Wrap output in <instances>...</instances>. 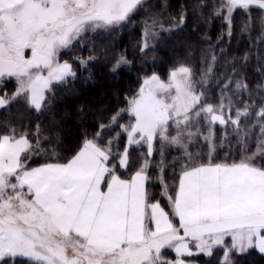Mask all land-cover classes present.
<instances>
[{"label":"snow or ice","instance_id":"snow-or-ice-1","mask_svg":"<svg viewBox=\"0 0 264 264\" xmlns=\"http://www.w3.org/2000/svg\"><path fill=\"white\" fill-rule=\"evenodd\" d=\"M196 7L207 10L204 19L223 21L222 36L231 37L235 16L242 14L240 31L258 24L257 41L264 47V0H198ZM144 8L145 0H0V110L10 112L23 102L37 114L46 111L57 87L76 78L61 53L88 32L119 28ZM149 19L141 52L160 32L181 26L185 12L167 27L159 14ZM77 59L86 67L94 57ZM240 59L247 62L248 54ZM262 59L258 54L261 80L255 88L234 66L216 102L209 101L205 87L215 54L199 79L184 63L171 69L166 81L155 73L145 77L127 106L90 138L85 134L69 158L58 159L55 148L45 147L52 141L39 123L29 128L5 121L0 125V264H196L193 257H212L217 249L222 264H233L234 253L264 254ZM128 63L120 55L112 71ZM5 82H14L11 94L3 90ZM113 128L119 131L103 139L104 130ZM229 137L239 145V159L227 153L218 159L216 149ZM197 141L204 142L206 153L190 150ZM130 148L138 152L131 172ZM170 149L179 154L168 160ZM36 156L44 162L30 166ZM153 170L163 206L151 193Z\"/></svg>","mask_w":264,"mask_h":264},{"label":"trees","instance_id":"trees-1","mask_svg":"<svg viewBox=\"0 0 264 264\" xmlns=\"http://www.w3.org/2000/svg\"><path fill=\"white\" fill-rule=\"evenodd\" d=\"M148 3L147 9L144 8L134 15L118 36L113 32L107 34L108 32L103 30L88 32L71 51H63L61 58L72 63L76 70V78L66 86L57 87L46 111L37 114L21 102L13 105L10 112L0 110V125L9 121L34 128V125L39 123L52 141L51 144L44 142L45 147L55 148L59 154L58 159L69 158L78 151L85 134L90 138L99 131L100 124H107L113 114L125 108L127 99L139 90L143 79L153 73L166 80L171 69L179 63H184L193 68L199 79L201 71L207 65V58L210 54H215V68L211 80L205 85L208 89L207 98L211 102L217 101L220 86L233 75L234 66L236 73H243L251 88H255L260 82L257 55L264 57V47H260L257 41L258 24L254 25L250 32H241L240 28L245 18L237 13L231 37L226 34L222 36V33H226L223 21L218 18L204 19L201 13L207 16V10L196 7L198 0H148ZM182 9L186 19L184 24L170 32L162 33L154 48L141 52L140 43L146 18L150 14L161 16L164 13L162 16L168 18V22L172 24L179 20ZM132 24L134 26H131ZM245 53L249 57L247 62L240 59ZM123 54L131 66L113 72L115 60ZM89 56L94 59L88 60ZM77 57L88 60L86 67L80 65ZM259 63H264V59ZM14 88V82H6L3 85V90L9 94ZM256 103H260L258 98ZM126 120L125 115L122 122ZM2 130L0 128V131ZM118 131V128L105 129L102 138L106 140ZM232 140L235 141L234 138ZM124 143V137L121 136L119 141L121 149ZM254 147L255 145L251 144L250 149L253 150ZM205 149L206 147L199 148L202 154L205 153ZM231 149L238 159L239 145L233 144ZM129 152L131 158L128 171L131 172L138 163V152L135 148H130ZM225 152L226 148L223 147L216 157L223 159ZM166 157L171 160L173 154ZM44 160V156H36L29 161V165L38 166ZM120 171L124 172L125 169L121 168ZM167 178L171 182L170 171ZM160 192L161 186L155 179L153 170L151 193L153 197L161 200L163 206L164 201L160 197ZM222 259L221 250H217L212 257L193 258L198 264H222ZM232 259L233 264H264V254L257 250L232 255Z\"/></svg>","mask_w":264,"mask_h":264},{"label":"rangeland","instance_id":"rangeland-1","mask_svg":"<svg viewBox=\"0 0 264 264\" xmlns=\"http://www.w3.org/2000/svg\"><path fill=\"white\" fill-rule=\"evenodd\" d=\"M148 0H145V9H147V6H148ZM141 10H138L136 13H134L133 15H132V17L134 16V15H136V14H138V12H140ZM148 12H150V11H148ZM164 14V13H163ZM162 14V15H163ZM160 16V18L162 19V22L165 24V26L167 27V26H169V25H171L169 22H168V18H164L163 16ZM131 17V18H132ZM149 17L150 16H148L147 18H146V20H145V22L146 21H148V22H150V19H149ZM130 18V19H131ZM186 20V19H185ZM130 21V20H129ZM144 22V23H145ZM185 22V21H184ZM129 22H127V23H125V24H123V25H121L119 28H116V29H112V30H109V31H106V32H108L107 34H109V33H114V34H116V36H118L119 34H121L122 33V30H123V28H124V26H126V24H128ZM184 24V23H183ZM182 24V25H183ZM181 25V26H182ZM131 26H134L133 24L131 25ZM181 26H179V27H181ZM176 28H178V27H176ZM162 33H164V32H160L159 33V35L152 41V44H151V47H149L148 49H145L144 50V52H146V51H148V50H150V49H152V48H154L156 45H157V43H158V41L160 40V38H161V35H162ZM87 34V33H86ZM143 34H144V27H143V30H142V38H141V42H142V40H143ZM140 45H141V43H140ZM63 54V52L61 53V55ZM124 55V54H123ZM125 56V55H124ZM126 57V56H125ZM131 66V63L129 62L128 64H126V65H122L120 68H128V67H130ZM206 67V66H205ZM204 67V68H205ZM119 68V69H120ZM203 68V69H204ZM214 68H215V65H214V67H213V71H214ZM193 69V68H192ZM194 71V70H193ZM195 73V72H194ZM211 76H212V74H211ZM211 76H210V78H209V80H208V82H207V84L209 83V81L211 80ZM162 79V78H161ZM198 79V78H197ZM163 80V79H162ZM167 80V79H166ZM165 80V81H166ZM6 83V82H5ZM4 83V84H5ZM206 84V85H207ZM210 101V100H209ZM260 101V100H259ZM258 104V103H257ZM220 136H221V133L219 134ZM219 135H218V129H217V138L219 137ZM233 139V137H229V141L230 142H225V144H224V146L223 147H225L226 148V152L225 153H223L224 154V158H225V154L227 153L228 154V157L229 158H235L236 159V155H235V152L233 153L231 150V148L233 147V144L235 145V144H237L235 141H233L232 140ZM203 147H206V149H205V153L207 152V146L204 144V142L203 141H197L194 145H190V150L191 151H200L199 150V148H203ZM223 147H217V149H216V153H215V155L216 154H218V151L220 150V149H222ZM251 144L249 145V151H251ZM234 151H237V150H234ZM169 154H173V157L174 156H177L179 153H178V150H168L167 152H166V156L167 155H169ZM202 154V153H201ZM223 158V159H224ZM239 159V158H238ZM262 162H264V161H262ZM217 250H221V249H217ZM217 250H215L214 251V253L217 251ZM222 251V250H221ZM250 251V250H249ZM248 252V251H247ZM244 253H246V252H244ZM244 253H234L233 255H237V254H244ZM170 255V257L172 256V254L170 253L169 254ZM199 256H204V255H199ZM195 257H197V256H195ZM195 257H193V258H195ZM192 258V259H193ZM223 260V259H222ZM196 264H198L197 262H196Z\"/></svg>","mask_w":264,"mask_h":264}]
</instances>
